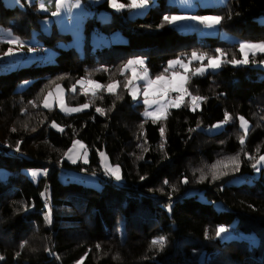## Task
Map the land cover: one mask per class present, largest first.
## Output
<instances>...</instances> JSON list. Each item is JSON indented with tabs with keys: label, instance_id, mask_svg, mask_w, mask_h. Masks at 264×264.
Segmentation results:
<instances>
[{
	"label": "trees",
	"instance_id": "1",
	"mask_svg": "<svg viewBox=\"0 0 264 264\" xmlns=\"http://www.w3.org/2000/svg\"><path fill=\"white\" fill-rule=\"evenodd\" d=\"M22 1L23 7L11 8L0 0V26L26 45L55 50L56 58L15 74L0 73V170L9 172L7 180L0 179V264H264V162L259 170L252 167L264 155V70L257 67L264 54L234 65L227 61L242 59L237 41L199 39L167 23L159 27L164 15L180 12L167 0H158L144 17L133 19L127 9L104 22H88L83 50L77 52L60 46L71 43V34L56 27L45 34L42 20L48 15ZM98 8L110 10L107 1ZM197 14L223 17L220 31L231 38L264 42L259 23L264 0H228ZM34 31L41 44L33 40ZM93 31L108 38L120 32L127 42L95 48ZM9 47L14 46L0 43V56ZM216 49L227 54L219 71L192 74L187 83L188 93L206 98L200 110L185 103L153 122L144 115V103L125 87L129 60L143 59L155 78L173 59H189L192 52L217 55ZM82 79L102 85L119 81V89L115 95L103 89L93 97L77 87ZM57 86L68 91L70 106L88 104L89 109L66 115L44 108L46 95ZM226 113L232 123L221 133H206ZM241 116L250 123L243 145ZM75 141L89 153L86 166L66 158ZM103 152L121 167L122 186L104 177ZM237 155V170L220 167L213 178V165ZM63 168L87 170L104 184L95 189L64 183ZM25 169L47 174L35 183ZM239 178L243 182L235 184ZM219 227L235 238L221 240ZM160 237L163 249L152 245Z\"/></svg>",
	"mask_w": 264,
	"mask_h": 264
},
{
	"label": "rangeland",
	"instance_id": "2",
	"mask_svg": "<svg viewBox=\"0 0 264 264\" xmlns=\"http://www.w3.org/2000/svg\"><path fill=\"white\" fill-rule=\"evenodd\" d=\"M24 1L28 5L36 4L39 12L48 15L46 18H44L42 20V30L45 34H50L52 32L53 27H56V29L61 33L71 34L73 37L71 43H69V44L61 43L60 46L62 48L71 46L77 52H82V50H83L84 43H85V29H86V25L88 22L94 23L95 20H101L104 22L107 19L111 18L112 13H117V12H121L123 10L129 9V8L125 7L124 9L117 11L116 9H114L113 7L110 6L109 0H80L77 2H69L68 1V5L70 7L62 10L61 16L54 17L51 15L52 11H55L54 0H44L46 6L48 8L47 11H42L40 9L39 5H40L41 0H24ZM86 1L88 2V4H90L91 7H88L85 5ZM106 1L109 3L110 10L99 9L98 6L100 4H103ZM3 2L5 3V6L11 7V8L16 7V6L23 7V5H24L22 0H3ZM118 2L122 3L119 0H118ZM167 2L171 7H177L180 11L177 13L172 12L168 15L207 16V15L197 14V12L202 10V9H205V8L224 6L228 2V0H167ZM77 3L80 5L79 7H75V5ZM157 4H158V0H150V4L146 9H131L130 17L133 19L139 18V17H144L147 14V12L149 11V9L156 6ZM212 16H217V15H212ZM259 23L264 24V15L261 18H259ZM169 26L176 28L178 31H180L184 34H195L199 39H203V38H205V36H211V37L220 36L221 39H224V40L229 41V42L237 41V43H239V45L241 43L247 42V41H243L240 39L237 40L236 38L234 40L230 39L229 36L225 35L224 33H221L220 24L217 25L215 28H207L202 24L192 22V21H188V22H184L181 24H177L175 26H173V25H169ZM0 30H3V31H0V43H6V42H3L6 38V33L11 32V31L6 30L5 28H3L1 26H0ZM11 34L13 35L12 32H11ZM32 35H33V40H35V43H38V44L42 43L41 41L37 40V38H36L38 35V32L34 31L32 33ZM111 36H112L111 38H108L109 36H107V35H102V34H99L98 31H93L92 36H91V44L96 48V47H104V46L109 45L110 42H112L111 39L117 43H126L127 42V39L125 37H123L120 32L115 33ZM14 37H16V36H14ZM248 43H259V42H248ZM26 44L27 43H25V44L23 43V47L14 44L13 45L14 47H12L14 55L6 56L4 54V55L0 56V63L3 62V64H0V73H8V72L11 73V72H13L12 74H15V72L18 68L29 66V65L33 64L34 62H38V63H42V64H48V63L52 64L55 62V58H56V51L55 50L47 48V52L45 53V56H44L45 58H43L42 56L34 53L29 48V45H26ZM263 54L264 53H261V52L256 51V50H249L248 59L251 56H257V55H263ZM178 59L182 60L184 63H188L189 60L191 59V57L189 59H182V58H178ZM174 60H177V59H173L171 61H174ZM171 61H169V62H171ZM222 63L223 62L221 59V66L218 69L213 70V69L209 68L202 75H195V76H204L209 72H217L222 67ZM200 64H201L200 61H195V60H192L191 63L189 64V70L186 73L185 87H187L189 77L193 74L195 69L200 66ZM203 64L207 65V61L206 62L203 61ZM168 65H169V63H168ZM168 65H167V68H168ZM257 67L264 70V63L259 64ZM128 71L130 72L129 80L132 81V85H129V87H132L134 85L137 87L138 92H139V95L134 100L137 102L143 103V100H144L143 91L146 87V81L144 79H138L137 77H134L132 71L131 70H128ZM147 72H148V76L150 78L155 79L150 75L148 69H147ZM172 72L185 74L184 69H182L179 65H177L175 68L170 69L167 73H163V75L165 76L166 79H170ZM136 73H137V76L142 75V73H140L137 69H136ZM263 76H264V74H263ZM83 80L87 81V79H83ZM25 86L26 85H22L21 89H23ZM60 87H61V91H57V87L51 91L53 93V95L49 100L50 107L46 108V109L57 108L59 111H61L63 114H66V115H75V114H78L80 112H83V111H86L89 109V106H88V108H84L81 111H77V112L67 111L68 108H74V107H80V106H70L67 102L68 91L63 86H60ZM77 87L84 90L79 84L77 85ZM77 87H76V89H77ZM85 87H87V85H85ZM118 89H119V84L116 87V92L118 91ZM102 90L103 89L96 90V93H98L99 91H102ZM70 92L75 93L76 91L73 92L70 90ZM174 93H178V92H174ZM87 94H91V92L89 91ZM61 95L63 96V99H64V110H61L60 103H59ZM46 96H48V94ZM168 97L169 96L166 94L164 96V98L161 100V103H166L169 100ZM156 98L157 97H153L152 95L149 96V99H156ZM184 102H188L187 104L189 105L191 110H193L192 105H191V97L189 95L186 94ZM158 106H159L158 104H153L151 106V108H149L148 105H145L144 115H145V112H147V111H154ZM201 107H202V101H200L198 103V107H196L195 110H193V111L200 110ZM146 118L151 119L150 117H146ZM165 119L166 118H160L156 121H163ZM230 123H232V117H231V119L228 120L227 123H224L221 127H216V125L221 124V122H220V123L215 124L213 127L206 129L205 131H206V133L212 134V135L218 134V133H221L222 131H224L227 124H230ZM248 124H249V129H250V123L248 122ZM54 128L57 129L58 131H62L61 130L62 128L59 126L54 127ZM71 149H72V153L74 154V156L76 157V160H77L76 163H72V161L69 160L66 156L67 160L71 164H73L74 166L78 165L79 163L82 165H85V166L87 164H89V153H88L86 147H84L82 149L77 145L75 148H71ZM85 152L87 153L88 163H84V160H83V156H84ZM103 154H104L103 157L100 155V163H101V167L103 169L104 177L110 179L115 185L122 186L124 179L122 176L121 167L118 165L120 168V174H121L122 179L117 181L114 178V176L110 175L109 172L106 170V166L110 165L112 167H115V166H117V164H113L111 162L109 156L105 152H103ZM105 157H106V159H105ZM34 171L40 173V175L33 177L31 175V173ZM24 172L35 183H37L40 180V178L46 176L44 174L45 172L47 174V171L44 169H25ZM8 173L9 172L7 170H0V179L7 180L8 175H9ZM59 176H60V180L64 183L77 182V183H81V184L85 185L86 187H92L95 189H101L103 184H104V181L102 179H100L98 176L87 174V170H85V172H79L75 169L63 168L61 170ZM242 182L243 181L240 178L234 181L235 184H241ZM224 235H220L221 240H227V239L230 240L232 238H235L234 235H232V233L229 232L228 230H227V232L224 233ZM79 264H82V263H79Z\"/></svg>",
	"mask_w": 264,
	"mask_h": 264
},
{
	"label": "snow or ice",
	"instance_id": "3",
	"mask_svg": "<svg viewBox=\"0 0 264 264\" xmlns=\"http://www.w3.org/2000/svg\"><path fill=\"white\" fill-rule=\"evenodd\" d=\"M110 6L116 9L117 11L124 9L125 7L129 9H146L149 4L150 0H128V3H120L118 0H109ZM54 6H55V11H52L51 15L54 17H59L62 15V10L65 8L70 7L68 5V0H54ZM80 5L77 3L75 7H79ZM40 9L42 11H47L48 8L44 2V0H41ZM223 17L221 16H197V15H164L163 16V23L159 25V27H163L164 23H167L168 25H177L181 24L184 22L192 21L196 22L199 24L204 25L207 28H215L217 25H219L222 21ZM3 31V30H0ZM3 42L9 43V44H15L23 47V42L19 39V37H14L11 32L6 33V38ZM249 50H256L261 53H264V42L260 43H241L239 46V51L242 54V59H236L233 57L230 61H227L228 63H232L234 65H241V64H248L249 63ZM217 55H208L207 53H197V52H192L191 53V59L189 60L188 63H184L182 60H174L169 62L168 68H166L164 71L167 73L170 69L175 68L177 65H179L182 69H184L185 74H180L177 72H172L171 73V78L166 79L165 76L158 75L155 77V79H152L148 76V72L146 67H144V60L143 59H133L129 60L127 64L124 66V71L131 70L133 73L134 77H137L138 79H144L146 81V87L143 91V96L144 100L143 103L145 105H148L149 108L153 104H158L159 106L154 110V111H147L145 112L146 117H150L153 122L160 118H166V113L167 109L169 107H180L181 103L183 102L185 98V94L189 95L191 97V105L192 109L195 110L196 107H198V103L200 101L205 100V97H200L196 95H192L191 93H188L185 83H186V73L189 70V64L191 63L192 60L195 61H200L201 64L199 67L195 69L193 72V75H202L207 69H218L221 66V59L222 57H225L227 54L221 50V49H216ZM6 56H12L14 55L13 49L9 47L7 51L5 52ZM207 60V65L203 64V61ZM261 63H264V61H261ZM135 66H140L143 69L142 75L137 76L136 73V67ZM77 84H79L83 89H84V94H87L89 91L91 92L93 97H96V90L99 89H104L108 93L115 95L116 94V87L119 84V81L116 82H110L107 85H102L101 83L94 81V80H80L77 81ZM87 85V87H85ZM129 85H132V81L128 80L125 83V87L128 88L129 94L133 97V99H136L137 96L139 95L138 89L136 86L129 87ZM57 91H61V87L57 86ZM71 91L75 92L76 91V86L73 85ZM168 91H173V92H178L180 93L179 96L176 98L172 99L171 101L167 103H161V100L164 98V96L167 94ZM53 93L49 92L48 96L45 97L43 101V107L44 108H49L50 103L49 100L52 97ZM152 95L153 97H157L156 99H149V96ZM103 97H100L102 99ZM119 98V97H118ZM60 107L61 110H64V99L63 96L61 95L60 100ZM88 104L81 105L80 107H74V108H68L67 111L69 112H77L81 111L84 108H88ZM96 111L101 113L102 115L104 114V110L97 107ZM231 119V116L229 114H225V120L221 122V124L216 125V127H221L224 123H227L228 120ZM239 123H240V128L243 131V135L240 137V143L243 145L245 143V137L248 134L249 131V124L248 121L244 117H239ZM53 127H57L55 122H52ZM62 130V129H61ZM13 131H16V129H13ZM161 134H163V128H161ZM79 146L80 148H84L85 146L83 145L82 142L80 141H75L73 144V148L76 146ZM17 151L19 149L17 148ZM69 160L72 161V163H76V157L72 153V149L69 150L68 153L65 154ZM101 156L103 157L104 154L101 153ZM142 158V157H141ZM106 159V157H105ZM249 159H252V157H249ZM84 163H88L87 160V153L85 152L83 156ZM261 162H264V155H261L259 157V160H257L255 163L252 164V167L254 169H257V165L260 164ZM230 165H235V168L233 170H237L239 167V155L229 157L227 158L226 161H219L217 162L216 165L212 166V171H213V178H216V169L223 167V168H228ZM106 170L109 172L110 175L114 176V178L119 181L122 179L121 174H120V168L119 166H106ZM46 175V172L44 173ZM224 175H227V172L223 173ZM31 175L33 177H36L40 175L38 172H32ZM205 176H201V180L205 179ZM142 179H144L142 177ZM184 183H188V180L185 178ZM165 184L168 183V181L164 182ZM50 222V218H49ZM227 232V229L224 227H219L216 230V235L219 237L221 233ZM153 247H159L160 249L164 248L165 245V238L160 237L159 239L153 240L152 241ZM97 248H99V245H97ZM2 259V257H0Z\"/></svg>",
	"mask_w": 264,
	"mask_h": 264
},
{
	"label": "built area",
	"instance_id": "4",
	"mask_svg": "<svg viewBox=\"0 0 264 264\" xmlns=\"http://www.w3.org/2000/svg\"><path fill=\"white\" fill-rule=\"evenodd\" d=\"M69 2H77V1H80V0H68ZM86 5H90L88 4V2L86 1L85 2ZM29 48L34 52V53H38L39 55H41L42 57L45 56V50L38 47V46H29ZM136 69L140 72V73H143V69L140 67V66H135ZM145 67V66H144ZM180 93H174L172 91H168V98L169 100L168 101H171L172 99L176 98L177 96H179ZM171 109V107H169V110Z\"/></svg>",
	"mask_w": 264,
	"mask_h": 264
},
{
	"label": "crops",
	"instance_id": "5",
	"mask_svg": "<svg viewBox=\"0 0 264 264\" xmlns=\"http://www.w3.org/2000/svg\"><path fill=\"white\" fill-rule=\"evenodd\" d=\"M229 38L232 39V40L235 39V38H231V37H229ZM111 41H112L113 43H117V42H114V40H112V39H111ZM11 45H14V44H11ZM222 62H224L223 58H222ZM0 64H3V62H1ZM222 64H223V63H222ZM167 95H168V92H167ZM185 96H186V94H185ZM184 100H185V98H184ZM184 100H183V102L181 103L180 107H181L182 105H184L185 103H188V102H184ZM167 102H169V101H167ZM167 102H166V103H167ZM172 108H179V107H171V109H172ZM171 109H170V110H171ZM170 110H169V108L167 109L166 118H167V116H168Z\"/></svg>",
	"mask_w": 264,
	"mask_h": 264
}]
</instances>
